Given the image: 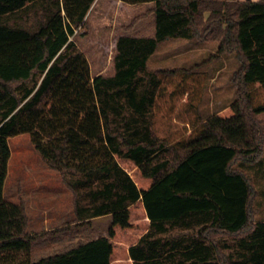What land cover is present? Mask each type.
Masks as SVG:
<instances>
[{"label":"trees","instance_id":"16d2710c","mask_svg":"<svg viewBox=\"0 0 264 264\" xmlns=\"http://www.w3.org/2000/svg\"><path fill=\"white\" fill-rule=\"evenodd\" d=\"M116 1L0 0V264H264L255 189L234 166L263 150L264 0ZM110 13L125 21L104 33L108 70L92 73L81 45L89 34L98 54L90 20ZM168 38L234 53V102L203 119L206 71L148 69ZM20 133L61 174L75 220L112 214L106 237L32 257L46 233H28L24 203L3 195ZM215 231L245 233L225 254Z\"/></svg>","mask_w":264,"mask_h":264},{"label":"rangeland","instance_id":"374dc122","mask_svg":"<svg viewBox=\"0 0 264 264\" xmlns=\"http://www.w3.org/2000/svg\"><path fill=\"white\" fill-rule=\"evenodd\" d=\"M110 14L106 16L107 20L104 23H102L103 20L100 23L97 21L100 18L98 15H93V20H90V24L93 26L90 40L98 44L97 47H99L101 56H98L99 51L96 52L98 54L94 55L95 49L89 48V45L86 47L85 44L88 42L85 39L88 38L89 34L83 42L81 41L84 45L81 46L85 49L86 55L90 63H92V73L97 70L94 69V65L100 60H103V67L101 69L104 71L108 70L110 66L108 64L109 58L104 57L110 53L114 32H107L108 40L104 39V33L111 30L113 28L112 25L117 29L120 23L125 21L123 19L115 21V15L113 13ZM95 24L96 26H94ZM74 38L77 41L80 39ZM147 68L150 70L160 68H194L206 71L209 78L199 106L202 118L221 111L236 97V88L233 81L234 72L238 68L236 57L232 52L217 54V42L213 40L198 41L186 38H168L157 45L154 53L150 56ZM258 117L262 122L264 131V112L260 113ZM8 144L10 156L4 182V198L15 202L22 201L27 216L32 217L33 221L34 219L37 221L36 218L53 211L60 215L63 214L62 216L65 217L74 216L72 192L62 181L61 174L55 169L50 168L42 159L34 148L29 134L20 133L9 136ZM234 166L246 173L251 169V182L255 189L252 197L253 222L259 221L262 218L264 219V176L259 175L260 171L264 169V143L262 154L258 161L251 163L237 160ZM183 232L186 235L185 232L189 233L191 230H184ZM172 233L179 234L177 230H174ZM244 233L241 232L235 235L221 233L219 236L221 237L220 242L224 245L230 244L234 246V240ZM40 246L39 242H36L32 246L33 258H38L42 252H47V250H41ZM233 246L223 247V253L231 252Z\"/></svg>","mask_w":264,"mask_h":264},{"label":"crops","instance_id":"0c3cea01","mask_svg":"<svg viewBox=\"0 0 264 264\" xmlns=\"http://www.w3.org/2000/svg\"><path fill=\"white\" fill-rule=\"evenodd\" d=\"M116 2L117 4H120L119 0H117ZM149 59L150 57L147 60V65ZM235 99L236 97H234L227 106L233 103ZM213 114L215 113H212L211 115ZM211 115L207 116L206 118L210 117ZM247 174L251 182V169L248 170ZM259 175L264 176V169L260 171ZM62 215L63 214L60 215L57 212L54 213L53 211L48 213L47 215L44 214L36 218L37 221H35V219L33 221L32 217L28 216V233H46L40 237V240L38 242L41 244L40 249L47 250V252H42L39 257L68 250L69 248L78 244L79 241H90L99 237H106L108 233V227L112 222L111 213L93 216L83 221L75 220L73 215L72 217H65ZM259 221H264V219L262 218ZM185 233L186 236H192L193 234H196V231L191 230V232ZM221 233L222 232L215 231L210 233L209 236H211V238H214L216 241H219L220 251L222 252L221 244L223 243L220 242L221 237H219ZM206 235L208 236V234Z\"/></svg>","mask_w":264,"mask_h":264}]
</instances>
